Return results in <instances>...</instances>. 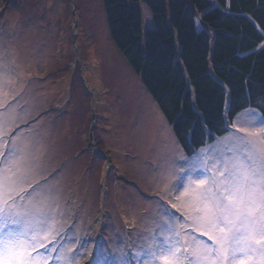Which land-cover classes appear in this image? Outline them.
Segmentation results:
<instances>
[{"label": "rangeland", "instance_id": "obj_1", "mask_svg": "<svg viewBox=\"0 0 264 264\" xmlns=\"http://www.w3.org/2000/svg\"><path fill=\"white\" fill-rule=\"evenodd\" d=\"M0 73V148L14 143L26 164L14 211L49 216L50 230L40 234L47 243L30 251V264H153L152 253L168 243L176 257L160 264H208L194 255L212 243L196 193L212 177L199 185L198 169L202 162L222 180L221 160L248 135L240 129L259 130L257 111L240 113L226 135L185 155L114 47L101 0H0ZM249 139L254 151L264 147V133ZM189 175L191 186L180 187ZM33 188L40 195L30 198ZM235 264L261 258L238 255Z\"/></svg>", "mask_w": 264, "mask_h": 264}, {"label": "trees", "instance_id": "obj_2", "mask_svg": "<svg viewBox=\"0 0 264 264\" xmlns=\"http://www.w3.org/2000/svg\"><path fill=\"white\" fill-rule=\"evenodd\" d=\"M111 41L185 155L264 120V0H101Z\"/></svg>", "mask_w": 264, "mask_h": 264}, {"label": "snow or ice", "instance_id": "obj_3", "mask_svg": "<svg viewBox=\"0 0 264 264\" xmlns=\"http://www.w3.org/2000/svg\"><path fill=\"white\" fill-rule=\"evenodd\" d=\"M5 83L4 73H0V87ZM259 123L258 131L240 129L241 132H248V135L236 138L243 149L230 160H221L220 166L224 169L220 172L222 180H217L202 162L199 166L196 182L203 186L206 181L201 177L210 176L212 183L204 191L196 193V198L203 204L198 211L202 213L201 219L210 232L217 233L216 236L210 232L204 233L212 243L205 244L202 253H194L200 261L235 264L238 255L255 253L261 258V264H264V147L258 152L254 151L255 141L249 139L264 133V120ZM3 134L4 130L0 128V136ZM3 142L0 140V144ZM19 152L14 143L9 144L6 153L0 148V156H3L0 160V260L4 264H30V260L35 259L30 256V251L47 243L40 234L50 230L47 212L34 213L29 208L14 211L16 201L12 193L23 183L21 168L26 167V164L17 162ZM13 168L17 171L13 172ZM185 182L191 186L192 177L186 176L180 187H184ZM27 195L32 198L40 193L33 188ZM52 239L55 240V236ZM174 249L175 245L170 243L157 249L152 253L153 264H160L159 258L166 254L176 257ZM53 250L45 248L49 253ZM39 255L37 252L36 256Z\"/></svg>", "mask_w": 264, "mask_h": 264}]
</instances>
